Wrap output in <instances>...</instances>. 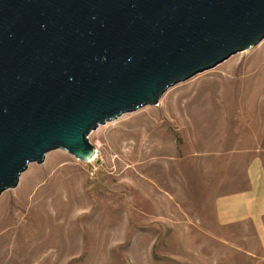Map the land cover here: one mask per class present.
Returning a JSON list of instances; mask_svg holds the SVG:
<instances>
[{
  "label": "rangeland",
  "instance_id": "374dc122",
  "mask_svg": "<svg viewBox=\"0 0 264 264\" xmlns=\"http://www.w3.org/2000/svg\"><path fill=\"white\" fill-rule=\"evenodd\" d=\"M88 141L91 161L51 150L0 194V264H257L214 202L264 160V38Z\"/></svg>",
  "mask_w": 264,
  "mask_h": 264
},
{
  "label": "water",
  "instance_id": "95a60500",
  "mask_svg": "<svg viewBox=\"0 0 264 264\" xmlns=\"http://www.w3.org/2000/svg\"><path fill=\"white\" fill-rule=\"evenodd\" d=\"M263 38L264 0H0V194Z\"/></svg>",
  "mask_w": 264,
  "mask_h": 264
},
{
  "label": "crops",
  "instance_id": "0c3cea01",
  "mask_svg": "<svg viewBox=\"0 0 264 264\" xmlns=\"http://www.w3.org/2000/svg\"><path fill=\"white\" fill-rule=\"evenodd\" d=\"M246 176V187L216 197L215 216L221 225L251 229L253 255L257 264H264V160L261 157L255 156L248 163Z\"/></svg>",
  "mask_w": 264,
  "mask_h": 264
}]
</instances>
